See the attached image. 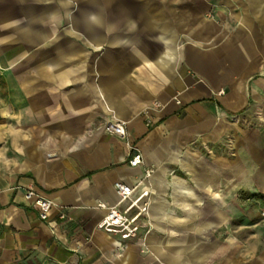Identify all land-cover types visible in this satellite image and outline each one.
Listing matches in <instances>:
<instances>
[{
  "label": "crops",
  "instance_id": "0c3cea01",
  "mask_svg": "<svg viewBox=\"0 0 264 264\" xmlns=\"http://www.w3.org/2000/svg\"><path fill=\"white\" fill-rule=\"evenodd\" d=\"M255 194L264 0H0V264H264Z\"/></svg>",
  "mask_w": 264,
  "mask_h": 264
},
{
  "label": "built area",
  "instance_id": "2783aa9c",
  "mask_svg": "<svg viewBox=\"0 0 264 264\" xmlns=\"http://www.w3.org/2000/svg\"><path fill=\"white\" fill-rule=\"evenodd\" d=\"M104 129L107 132L115 134L119 137L125 136V123L121 120H107L104 124ZM141 160L142 156L139 152H137L130 157L129 163L130 165L135 166L139 164ZM145 174L149 175V171H146ZM140 183L141 181H138L137 185ZM114 188L120 196L121 200H130V203L123 211L118 210L116 206H110L107 213L99 223V227L108 232L118 233L122 239H127L136 234V231L138 229L136 220L141 213L146 212V202H143L142 204H139L138 202L142 197L146 196L148 192L146 190H143L139 193L138 196L132 198L134 187L129 186L128 184H125L121 181H116L114 183ZM25 196L27 198L34 197L32 203L39 208V217L41 219H47L54 204L52 200L46 197L35 195L33 190L26 191ZM134 207L138 209L137 212L133 215H128V212ZM61 217H63V215H61Z\"/></svg>",
  "mask_w": 264,
  "mask_h": 264
},
{
  "label": "rangeland",
  "instance_id": "374dc122",
  "mask_svg": "<svg viewBox=\"0 0 264 264\" xmlns=\"http://www.w3.org/2000/svg\"><path fill=\"white\" fill-rule=\"evenodd\" d=\"M246 196H247V197L249 196V198H248V202H251V199H252V196H253V195H245V197H246ZM247 197H246V198H247ZM255 197H258V198H259V197H264V196H261V195H259V194H255ZM262 212H264V210H261V215L264 216V213H262Z\"/></svg>",
  "mask_w": 264,
  "mask_h": 264
}]
</instances>
